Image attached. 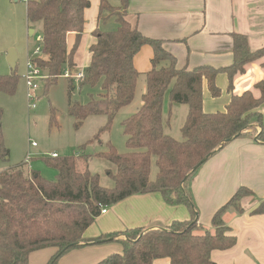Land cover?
Listing matches in <instances>:
<instances>
[{
  "label": "trees",
  "instance_id": "trees-1",
  "mask_svg": "<svg viewBox=\"0 0 264 264\" xmlns=\"http://www.w3.org/2000/svg\"><path fill=\"white\" fill-rule=\"evenodd\" d=\"M125 3L126 0H121V6ZM88 6L89 0L26 1L27 21L42 22L41 55L33 61L46 71L45 88L53 85L66 68L74 70L72 58L83 30V13ZM121 8L101 0L99 16L115 14L117 27L96 32V42L89 47L90 64L77 81L80 87L98 86V96L91 95L84 104L70 99L68 102V113L74 119L75 129L93 115L107 117L99 131L109 129L117 112L134 98L139 76L133 66L134 55L143 45L152 47V67L145 73L146 90L141 96V105L122 122L127 150L120 153L108 143L106 150L94 154L114 164L115 172L108 171L113 186H101L98 175L88 170L86 162L90 155L45 158L46 164L56 170L54 180L44 178L25 164L0 171V264H28L32 252L51 247L56 251L47 264H56L61 256L74 248L113 240L119 235L124 236L116 239L122 252L112 253L97 264H152L154 259L162 257H168L170 264H213L212 250H225L236 242V237L229 234L230 228L224 224L222 214L228 209L241 211V199L252 191L243 186L236 189L212 215L213 231L198 233L194 231L197 210L188 190V179L206 156L209 159L235 138L253 137L248 129L255 122L260 124L261 116L256 109L264 101V81L255 85L261 93L258 98L251 91L233 95L225 111L215 113L202 110V82L206 81L212 96H219L215 76L225 72L228 90H231L234 75L242 73L246 63L262 56L264 49L252 52L246 37L234 35V57L230 66L178 69L175 57L163 47L162 41L145 37L132 27L118 12ZM69 32H74L76 37L68 50L66 36ZM68 80L69 96L74 80ZM17 83L16 74L0 75V92L13 94ZM166 92L169 104L188 107L180 127V140L163 131ZM1 116L0 109L3 157L7 155V149L2 143ZM256 140L264 142V128ZM152 158L157 167L153 179L150 178ZM148 192L160 193L167 204L186 205L190 219L173 221L167 227H135L92 239L83 237L103 207L127 196Z\"/></svg>",
  "mask_w": 264,
  "mask_h": 264
},
{
  "label": "crops",
  "instance_id": "crops-1",
  "mask_svg": "<svg viewBox=\"0 0 264 264\" xmlns=\"http://www.w3.org/2000/svg\"><path fill=\"white\" fill-rule=\"evenodd\" d=\"M17 1L0 0V17L6 15L8 20H13L15 15H19V9L14 5ZM22 1L26 10L27 0ZM100 2L89 0V6L84 10L83 30L72 58L76 71L84 70L90 64L89 47L96 42V32L117 27L115 14L99 16ZM108 2L112 6L123 7L119 12L142 35L162 41L163 47L175 57L178 69L230 66L234 57V35L246 37L252 52L264 49V0H126L124 6H121V0ZM75 37L74 32L67 34L68 50L72 48ZM152 57L153 49L148 44L134 55L133 66L139 75L145 77L151 69ZM263 81L264 54L246 63L244 71L234 75L231 90H228L227 74L219 72L215 76L219 96H212L206 81L202 82V110L205 113L223 112L233 95H241L245 91H251L258 98L261 93L255 85ZM179 108H182L179 104H169L168 96L164 97L162 123L165 134H174L169 122L173 109ZM187 110L188 107L183 109L184 115ZM256 111L261 121L248 129L253 137L243 136L230 141L188 179V190L197 210L198 233L213 231L212 215L236 189L243 186L252 191L241 199V211L228 209L223 212L222 220L230 228L229 234L236 237V242L231 248L212 250L210 258L213 264H264V142L256 140L264 128V101ZM190 217L186 205L167 204L158 192L133 194L107 206L106 212L94 219L83 237L92 239L135 227H167L173 221H187ZM118 238L124 236L83 244L65 253L56 264H97L112 253L122 252L121 244L116 241ZM55 251L52 247L34 251L29 255L28 264H47ZM152 264H170V259L156 258Z\"/></svg>",
  "mask_w": 264,
  "mask_h": 264
},
{
  "label": "rangeland",
  "instance_id": "rangeland-1",
  "mask_svg": "<svg viewBox=\"0 0 264 264\" xmlns=\"http://www.w3.org/2000/svg\"><path fill=\"white\" fill-rule=\"evenodd\" d=\"M14 5L19 9V15H15L13 20L11 18L8 20L6 15L0 17V75L16 74L18 76V83L13 94L0 92L2 143L7 149V155L3 157L0 149V171L25 164L28 168L38 171L44 178L54 180L56 170L45 162V158L52 157V153H57V156L90 155L86 162L88 170L98 175L101 186L112 187L113 180L108 171L115 172L114 164L94 154L106 150L108 143L120 153L127 150L122 122L135 113L141 105V96L146 90L144 75L138 76L133 100L117 112L109 129L99 131L107 122L105 115L89 116L78 129H75L74 119L68 113L69 99L71 102L77 101L84 104L91 95L96 98L100 89L98 86L80 87L74 81L73 89L68 96V78L61 75L53 85L45 88L48 76L44 71L46 77L37 81V98L29 102L26 97L27 90L23 74L28 55L32 54V50L41 43L38 38L42 31V22L27 21L25 4L22 0L14 2ZM31 29L33 33L29 35ZM9 48H13L17 55L14 69L6 60ZM167 93L165 98L168 96ZM31 103L35 104V108H29ZM179 105L182 108L176 111L173 109L169 125L174 132L171 135L180 140V126L185 119L183 109L187 106ZM167 110L168 107L164 110L165 114ZM164 118L166 121V116ZM156 171L155 160L152 158L151 179L154 178ZM199 229L196 223L194 231Z\"/></svg>",
  "mask_w": 264,
  "mask_h": 264
},
{
  "label": "built area",
  "instance_id": "built-area-1",
  "mask_svg": "<svg viewBox=\"0 0 264 264\" xmlns=\"http://www.w3.org/2000/svg\"><path fill=\"white\" fill-rule=\"evenodd\" d=\"M38 40L41 42V36L38 38ZM39 55H41V45L40 44L37 45L34 48V50H32V54L28 55L25 73L23 74V78L25 79L26 90H27L26 97L29 102L37 98L36 90L38 89V82H37L38 79H43L44 77H46L44 75V70L38 67L37 64L33 61V58ZM62 76L66 78H72L74 81L77 82L80 78L83 77V70H80V71L73 70L72 71L69 68H66L63 71ZM29 108L31 109L35 108V104L31 103L29 105ZM52 156H56V154L52 153ZM105 212H106V207H103L100 213H105Z\"/></svg>",
  "mask_w": 264,
  "mask_h": 264
},
{
  "label": "water",
  "instance_id": "water-1",
  "mask_svg": "<svg viewBox=\"0 0 264 264\" xmlns=\"http://www.w3.org/2000/svg\"><path fill=\"white\" fill-rule=\"evenodd\" d=\"M33 30H29V35H32ZM6 60L8 62V64L11 66V68H15L16 66V60H17V55L16 52L13 48H9L7 50V55H6ZM207 159V156L205 158H203L200 163L195 167L196 169L201 166V164Z\"/></svg>",
  "mask_w": 264,
  "mask_h": 264
}]
</instances>
